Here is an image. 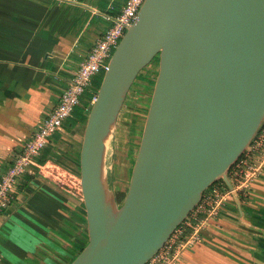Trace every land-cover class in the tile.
Here are the masks:
<instances>
[{"label": "water", "instance_id": "obj_1", "mask_svg": "<svg viewBox=\"0 0 264 264\" xmlns=\"http://www.w3.org/2000/svg\"><path fill=\"white\" fill-rule=\"evenodd\" d=\"M158 57L128 192L105 177L107 142ZM264 125V0H145L87 109L80 178L88 244L72 264H148ZM235 202L241 209L240 199Z\"/></svg>", "mask_w": 264, "mask_h": 264}, {"label": "crops", "instance_id": "obj_2", "mask_svg": "<svg viewBox=\"0 0 264 264\" xmlns=\"http://www.w3.org/2000/svg\"><path fill=\"white\" fill-rule=\"evenodd\" d=\"M127 1L0 0V178ZM74 115L38 164L61 157V145L68 142V160L78 164L85 124L72 127ZM35 171L19 179L13 204L0 216V264H70L86 245L84 202ZM241 198V209L229 203L180 264H264V172Z\"/></svg>", "mask_w": 264, "mask_h": 264}, {"label": "built area", "instance_id": "obj_3", "mask_svg": "<svg viewBox=\"0 0 264 264\" xmlns=\"http://www.w3.org/2000/svg\"><path fill=\"white\" fill-rule=\"evenodd\" d=\"M145 0H128L122 12L96 42L80 63L77 72L62 93L57 107L43 122L39 131L25 144L13 164L0 178V216L14 202L19 179L37 169L38 174L52 181L58 188L75 199L83 201L81 178L55 162L38 164L37 158L49 147L53 137L63 131L82 99L92 92L93 82L109 69L111 59L127 31L136 23ZM98 92L93 93L91 105L95 104ZM36 172V171H35ZM264 172V125L234 164L229 173L233 190L222 182L215 183L203 195L200 204L192 211L168 242L148 264H180L183 255L202 243L205 231L216 221L225 207L237 196L250 194L253 185Z\"/></svg>", "mask_w": 264, "mask_h": 264}, {"label": "rangeland", "instance_id": "obj_4", "mask_svg": "<svg viewBox=\"0 0 264 264\" xmlns=\"http://www.w3.org/2000/svg\"><path fill=\"white\" fill-rule=\"evenodd\" d=\"M158 72L159 60L150 64L140 73L128 95L117 125L107 142L105 177L108 188L116 197L118 206L123 204L124 198L129 189L131 174L141 142L155 85L154 82L153 87L150 86L143 77H148L149 80L152 79L156 81ZM104 76V72H101L98 75L96 79V89H100ZM85 126L86 124L83 127V131H85ZM67 140L71 142V139ZM69 144L70 143L68 142V144L64 143L61 145L62 156L58 158V161L60 162L58 164L80 177V165H75L68 160L69 156H67V152L68 149H71ZM50 182L53 183L52 181ZM58 187L59 186H57V188Z\"/></svg>", "mask_w": 264, "mask_h": 264}, {"label": "trees", "instance_id": "obj_5", "mask_svg": "<svg viewBox=\"0 0 264 264\" xmlns=\"http://www.w3.org/2000/svg\"><path fill=\"white\" fill-rule=\"evenodd\" d=\"M157 60H159L158 57L153 62H155ZM143 79L144 80L146 79L145 81H147L150 84V86L153 87L155 80H152V79L149 80L148 77H146V78L143 77ZM92 98H93V92H90L89 94H87V98L84 101L82 108L75 110V115H74L75 116V120L72 123V127H74L75 125H77L78 122H82V123L86 124V122H87V116L85 115V112L88 109V107L91 105V99ZM52 160H53V162L55 161L57 163H60L58 161V157H56V156H54ZM41 162L42 163H45L46 162V159L45 160H42ZM78 165H80V155H78ZM79 170H80V168H79ZM220 182L222 183V181H220ZM241 200H242V198H241ZM87 244H88V238H87V241H86V245L83 246V247H81V249H79L77 256L74 259L71 260L70 264H72L74 262V260L81 254V252L84 250V248L87 246Z\"/></svg>", "mask_w": 264, "mask_h": 264}]
</instances>
